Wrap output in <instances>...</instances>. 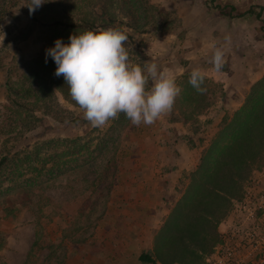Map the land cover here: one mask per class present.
<instances>
[{"label": "rangeland", "instance_id": "rangeland-1", "mask_svg": "<svg viewBox=\"0 0 264 264\" xmlns=\"http://www.w3.org/2000/svg\"><path fill=\"white\" fill-rule=\"evenodd\" d=\"M149 3L158 7V13L149 11L147 16L158 18L156 22L151 20L146 26L147 33L133 35L135 41L141 45V49L136 51L138 57L131 59L133 65H137L138 61L144 64L145 61L157 62L155 59L152 61L150 56H158L164 46L157 44L156 40L164 38L166 34H172L177 29L176 14L170 11L173 1L149 0ZM13 17L8 27L15 33L19 32L21 40L16 43L14 51L7 50L6 60L9 61L13 57L19 60L35 56L44 45L45 34L31 21L26 10ZM165 18L171 22V27L164 33L155 28L161 26ZM258 22L253 33L259 34L261 40L260 43L253 44V50L258 52L261 67L256 66L255 59L247 58L243 62L238 59L237 67L241 75L228 76L231 81L227 91H223L222 85L214 83L211 77H206L202 86L208 92L202 104L207 106L198 119L196 115H191L188 123L182 122L179 110L175 107L152 125L133 126L129 120L121 124L116 122L117 119H112L103 127H92L83 118L82 109L65 107L74 111L75 116L84 120V123L59 125L47 120L44 131L41 128L34 132L40 135L38 138L29 134L27 143L37 139L61 138L68 141L78 140L80 145L87 143L89 149H84L78 154L79 164L76 166L67 164L61 175L37 186L30 197L29 207L20 211L10 226L3 224L2 236L5 242L0 248V264H140L139 255L152 251L155 234L164 226L170 213L183 197L192 173L204 152L210 147L216 133L224 122L232 119L243 105L251 87L264 75V27L260 21ZM1 37L2 34L0 43L8 38L6 35L2 41ZM142 56H145V60L141 58ZM172 60H164V63L168 65ZM247 62L249 65L241 69L242 63ZM185 75L187 80L190 75ZM173 77L177 85L181 83V78L174 75ZM4 80V73L0 71V105L7 102ZM178 86L182 89L181 93L184 92V85ZM196 98L199 100V96ZM176 102H181L180 95ZM207 122L209 126L204 131ZM168 123L188 125L189 134L185 135L186 133H179L174 129L167 130ZM144 126H148L150 135L142 134V128L146 129ZM196 131L198 135H194ZM144 138L146 139L140 143ZM2 140L4 137L0 135V153ZM147 146H154L155 150L162 149L161 152H166L162 162H157L151 155L152 162L156 165L161 164L158 169L162 171L169 169L174 172L172 169L181 163L180 157L193 156L191 151L196 153L195 163L188 172H181L177 182L174 180L175 186L170 187L171 189L166 185L162 186L164 189L162 201L157 204L150 195H148L150 203L134 201L140 182L118 177L121 168L119 165L125 160L138 162L140 149L144 152ZM182 147L190 151V155L177 151ZM95 149L97 151L92 153ZM90 153L93 158L88 157ZM125 153L128 155H124ZM130 155L133 156V161L130 160ZM159 157L160 153L157 155V158ZM86 161H89L88 164ZM166 174L169 175L168 172ZM127 180L130 181L125 182ZM125 197L128 199L125 200ZM15 198L16 195L10 197L13 200ZM260 202L264 204V157L255 164L243 186L241 197L232 201L226 218L218 225V241L204 257V264L206 257L213 253L214 247L221 241L224 230L230 228L231 232L239 218H249V226L251 222L257 223L259 220L264 223V211L261 212L257 208ZM262 214L263 218L260 219ZM244 230L246 233L251 232L248 229ZM35 239L37 246L32 248ZM261 252V261L264 264V248Z\"/></svg>", "mask_w": 264, "mask_h": 264}, {"label": "trees", "instance_id": "trees-1", "mask_svg": "<svg viewBox=\"0 0 264 264\" xmlns=\"http://www.w3.org/2000/svg\"><path fill=\"white\" fill-rule=\"evenodd\" d=\"M28 4L29 0H0L2 41L8 37L0 43V71L5 77L7 101L0 105V135L4 137L0 153V248L5 242L3 224L10 226L18 213L29 207L35 188L61 175L67 164H79L78 154L89 149L87 143L80 145L78 140L61 138L26 142L29 134L40 136L34 132L41 128L44 131L47 120L59 125L84 123L74 111L65 108L81 110L71 99L64 78L55 76L56 65L46 56V50L54 47L57 39L68 44L72 34L115 28L128 36L125 47L131 62L141 49L133 35L147 33L146 26L158 18L147 16L149 11L158 13V7L149 0H46L31 13ZM25 10L45 34L44 45L33 57L19 60L13 57L7 61V50L14 51L21 40L19 32L10 30L8 23ZM256 18L264 27L261 13ZM162 23L155 29L165 33L171 22L165 18ZM141 58L145 60V56ZM137 65L143 67L144 62L138 61ZM181 80L179 84L184 85V92L180 94L181 102H176V98L173 108L177 107L181 121L188 123L191 115L198 119L206 109L202 102L208 90L199 94L186 75ZM127 120L120 114L116 122L123 124ZM208 126L209 123L203 130ZM92 153L88 157L93 158ZM263 157L264 75L251 87L232 119L224 122L216 133L192 173L183 197L155 234L152 251L141 253L138 262L204 264V257L218 241V225L226 218L232 201L241 197L253 167ZM14 195L17 198L10 199ZM36 246L35 239L32 248Z\"/></svg>", "mask_w": 264, "mask_h": 264}, {"label": "clouds", "instance_id": "clouds-1", "mask_svg": "<svg viewBox=\"0 0 264 264\" xmlns=\"http://www.w3.org/2000/svg\"><path fill=\"white\" fill-rule=\"evenodd\" d=\"M45 2L29 0V12ZM127 41V34L120 29L89 30L70 35L68 44L57 39L54 47L46 50L56 65L55 76L64 78L71 99L92 127H103L120 114L133 126L152 125L172 111L182 91L175 78L156 63L133 65L125 47ZM211 63L216 72L222 71L226 61L220 48H215ZM205 78L201 70L193 69L189 84L204 94Z\"/></svg>", "mask_w": 264, "mask_h": 264}, {"label": "crops", "instance_id": "crops-1", "mask_svg": "<svg viewBox=\"0 0 264 264\" xmlns=\"http://www.w3.org/2000/svg\"><path fill=\"white\" fill-rule=\"evenodd\" d=\"M166 1H173L170 11L176 14L177 29L172 34H166L164 38L156 40V43L163 45L164 48H161L162 52L158 56L151 55L150 59L152 61L153 59L157 60V62L159 61L155 63L168 75L171 74V76L174 75L181 78L182 75H190L193 69H199L205 74V77H211L214 83L222 85L223 91H227L229 81H231L228 76L241 75L237 67L238 59L242 62L247 58L249 60L255 59L257 61L256 66L258 68L261 67L258 52L253 50V44L260 43L261 38L259 34H254L253 30L258 26L257 13H261V19L264 20V0ZM215 48H220L224 52L226 61L220 72H216L211 63ZM244 48L250 51H244ZM247 52H251V54ZM169 59L170 61L173 60L166 65L164 60ZM248 65V62L246 64L242 63L241 69ZM253 67L254 64L251 65V68ZM245 72L247 73V70ZM166 125L168 127L166 128L167 130L174 129L179 133L189 134L188 125L185 126L180 123H168ZM144 127L146 129L142 128V134H149L148 126ZM150 137L152 138V136ZM145 139L141 140L140 143ZM155 149L154 146H147L144 152L140 149L141 153L139 152L140 158L138 162L132 163L125 160L123 164L119 165L121 167L118 175V177L120 176L119 179L128 178L134 182H140L139 189L136 191L137 195H135L136 197L133 200L142 204L143 202L145 204L149 202L148 195L153 197L154 203L156 202L155 204L162 201V193L164 192L162 186L166 185L169 189L175 186L174 180L177 182L181 172H188L196 160V153L191 151L193 156L180 157L181 163L175 169H172L174 172H171L169 169L162 171L158 169L161 164L156 165V163L152 162V159L154 157L157 162H162L164 161L166 152H161L162 149ZM177 151L190 155V151L188 152L185 147L177 149ZM159 153L160 157L157 158ZM124 155L128 154L125 153ZM130 158L133 161V156L130 155ZM150 172H152L151 176ZM167 172L169 175L166 174ZM167 179L171 182H167ZM130 180L125 182H129ZM124 199L127 200L128 198L125 197ZM146 219L148 218L146 217Z\"/></svg>", "mask_w": 264, "mask_h": 264}, {"label": "built area", "instance_id": "built-area-1", "mask_svg": "<svg viewBox=\"0 0 264 264\" xmlns=\"http://www.w3.org/2000/svg\"><path fill=\"white\" fill-rule=\"evenodd\" d=\"M257 208L263 212L264 204L260 202ZM263 214L260 219L263 218ZM249 222V218H239V222L231 232L230 228L225 229L221 241L214 247L213 253L206 257L205 263L262 264L261 250L264 248V223L259 220L257 223L251 222V226H249ZM224 225L223 223L222 226ZM243 228L251 230V232L246 233Z\"/></svg>", "mask_w": 264, "mask_h": 264}]
</instances>
